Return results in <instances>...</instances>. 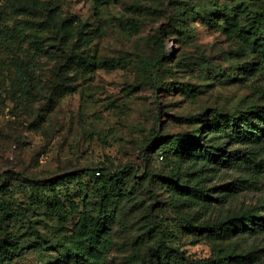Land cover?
Wrapping results in <instances>:
<instances>
[{"label":"rangeland","instance_id":"obj_1","mask_svg":"<svg viewBox=\"0 0 264 264\" xmlns=\"http://www.w3.org/2000/svg\"><path fill=\"white\" fill-rule=\"evenodd\" d=\"M0 22L39 26L28 33L46 47L63 36L71 52L60 87L28 103L15 92L16 66L33 52L0 44V196L20 212L7 225L14 240L7 264H88L68 232L81 210L68 204L82 198L79 185L62 189L70 192L67 222L28 204L24 195L30 182L80 170L98 177L131 173L122 185L128 195L102 208L93 206L99 196L90 192L91 177H83L86 216L95 223L102 211L109 215L90 264H154L158 254L162 264H238L234 257L244 249L260 253L249 264H264V235L220 241L199 232L196 217L174 206L170 185L157 177L175 162L173 156L164 162L172 148L164 136L197 129L201 114L206 119L264 105V0H0ZM235 27L249 41L235 38ZM154 59L160 66L157 76L152 71L153 85L144 64ZM35 60L46 85L56 61ZM230 174L219 169L208 185L226 188ZM213 205L216 213H201L203 221L260 210L264 177L260 189Z\"/></svg>","mask_w":264,"mask_h":264},{"label":"trees","instance_id":"obj_2","mask_svg":"<svg viewBox=\"0 0 264 264\" xmlns=\"http://www.w3.org/2000/svg\"><path fill=\"white\" fill-rule=\"evenodd\" d=\"M247 16V13L245 14ZM63 23L61 26H64ZM39 26L15 23L12 27L0 22V44L26 46L33 52L31 58L16 66V89L21 100L34 103L42 100L45 93H54L60 87L61 80L70 71V46L63 36H60L55 47H46L43 42L34 40L28 33L29 30L39 29ZM233 35L240 41H249V34L240 28H233ZM253 32L261 34V28L255 26ZM264 46V41L261 42ZM38 58H49L56 61V67L50 81L43 85L37 76ZM102 67L108 62L103 61ZM159 59H154L144 64V70L148 74L150 83L153 84L155 77L152 71L159 69ZM154 85V84H153ZM204 116L195 117L199 121V127L191 132L174 135L171 138L163 137L165 142L172 146L170 154H165L164 162L169 156L175 158L168 173L157 175L160 179L167 180L169 194L174 206L180 211L195 216L196 225L193 227L199 232L207 233L210 237L223 241L232 237L239 240L255 239L264 235V218L260 210H233L224 215L217 214L215 219L203 221L200 214H215L216 208L213 203L226 205L229 199H233L241 192H249L260 189L264 177V105L252 106L235 114H215L204 119ZM160 138V137H159ZM157 138V139H159ZM219 169H228L233 177L226 188L223 185L209 186L208 180L216 175ZM98 173V172H97ZM101 176H94L93 170L83 172H70L54 176L45 181L30 182L26 188V201L49 211L51 215L68 220L64 214L68 191L62 192L64 187L70 184H78L83 194L82 198L75 202L68 200L69 207L76 210V220L69 229V238L78 240L77 252L85 263H92L93 252L99 250L100 240L107 235L106 219L109 215L102 211L101 216L95 223L92 222L85 211L90 203L88 190L82 186L83 177L90 176L93 186L92 194L99 196L98 208L102 205L113 204L122 201L128 192L122 191V185L131 177L129 170L104 172ZM235 175V176H234ZM1 189V188H0ZM1 191V190H0ZM74 214H71V216ZM70 216V217H71ZM20 217V212L12 206L3 196H0V231L5 235L0 242V264H7L4 255L10 247H14L13 237L9 234L7 225L12 220ZM83 244L87 248L83 249ZM170 256H178L170 252ZM238 264H249L260 259L259 251L254 252L244 249L234 257ZM154 264H162L160 256L155 255Z\"/></svg>","mask_w":264,"mask_h":264}]
</instances>
